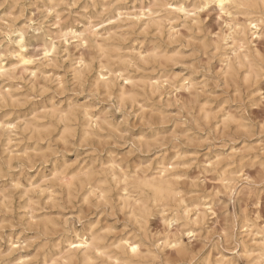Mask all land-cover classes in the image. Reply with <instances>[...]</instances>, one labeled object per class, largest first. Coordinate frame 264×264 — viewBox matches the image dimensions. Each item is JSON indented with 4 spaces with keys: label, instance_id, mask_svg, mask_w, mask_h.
<instances>
[{
    "label": "rangeland",
    "instance_id": "1",
    "mask_svg": "<svg viewBox=\"0 0 264 264\" xmlns=\"http://www.w3.org/2000/svg\"><path fill=\"white\" fill-rule=\"evenodd\" d=\"M111 1L55 0L57 6L50 13L47 0H0V50L12 51L15 47L14 31L24 29L29 45L27 53L39 67L38 74L32 76L29 71L14 65V78L0 80V95L10 86L14 96L5 103L0 100V120H12L18 124L10 135L11 144H7V136L0 131V159L6 160L5 157L8 158L9 152L13 151L16 152L11 155L13 157L22 154L21 158L26 159L27 153L40 160L46 155L50 161L59 158L69 163L114 157L123 163L125 169L133 171L156 168V162L166 157L168 163L176 165L172 172L178 174V187L186 194L185 198L211 203L214 213L205 216L204 224L196 226L195 233L190 235L179 223L168 227L162 216L155 213L147 224L151 243L158 239L160 244L163 243L164 236L170 233L171 241L180 239L190 251V255L182 260L178 249L171 243L161 251L162 263L207 264L209 261L210 264H220L217 261L224 256L233 259L235 264H252L244 253V245L253 244L252 236L246 229H241L240 223L245 215L252 219L259 215L260 221H264V25L260 37L251 38L255 62L263 76L250 84L244 82L243 74L234 78L226 69L225 58L233 56L232 43L231 40L223 41V38L228 34L232 17L217 7L200 11L197 25L182 18L173 25L163 21L159 30L154 26L134 25L132 21L148 0L117 1L115 5L125 9L123 16L107 25L111 31L105 33L116 34L120 44L132 48L133 52L136 49L134 53L145 52L149 61L141 62L140 68H133L138 78L136 82L140 84L139 77H154L166 72L168 76L177 75L178 80L188 78L194 83L187 90L166 87L161 94L144 93L138 99L140 104L121 106L116 95L96 91L93 87L95 72L89 74L84 84L73 79L72 71L78 57L81 54L91 56L93 49L80 46L75 39L66 44L61 36V30L72 26L82 28L90 17H95L94 3ZM158 1L164 3L166 0ZM234 17L241 23L246 19L242 14ZM92 21L97 20L93 18ZM48 34L56 38L58 46L56 55L50 60L45 59L43 53ZM204 44L208 47L204 48ZM155 45L171 51L176 60L167 64L151 59ZM9 61L15 62L13 59ZM135 90L144 92L139 87ZM73 99L92 101L93 111L98 114L97 136H92L88 142L82 140L78 131L66 143L61 138L62 124L50 115L46 116L47 110L43 108L50 103L66 105ZM202 107L210 111L209 119L204 118ZM34 121L39 124L52 121L57 127L37 144V135L27 129ZM35 148L39 151H34ZM232 153L237 157L231 159L229 155ZM209 163L214 164L212 169ZM223 173L232 181H225ZM257 196L261 199L259 204ZM17 197L15 195L16 208L0 211V245L7 249V241L19 238L23 250H19L16 256L23 253L33 256L43 236L34 227L27 226L28 217H23L25 211L18 206L21 199ZM94 203H79L74 209L67 204L50 211L60 212L64 219L76 220L77 214L81 215L76 211L79 212L81 207L85 216L91 213L88 218L98 217L103 225L107 224L112 237L136 230V224L117 202L98 207L93 206ZM143 252L147 258L145 261L154 264L150 262L146 248Z\"/></svg>",
    "mask_w": 264,
    "mask_h": 264
},
{
    "label": "bare ground",
    "instance_id": "2",
    "mask_svg": "<svg viewBox=\"0 0 264 264\" xmlns=\"http://www.w3.org/2000/svg\"><path fill=\"white\" fill-rule=\"evenodd\" d=\"M47 1L51 13L57 5L55 0ZM117 1L119 0H113L110 3H94L95 17H90L86 23L82 24V28L72 26L61 30V36L66 44H70V39H75L80 46L93 49L91 56L81 54L78 57L72 71L73 79L84 84L89 74L95 72L93 87L96 91H103L110 96L116 95L121 106L127 103L140 104L138 99L144 93L161 94L166 87L181 90L192 87L194 85L192 80L188 78L178 80L177 75L168 76L166 72L154 77L142 76L139 77L140 84L136 82L138 78L133 68H140L141 62L149 61L144 55L145 52L134 53L136 49L134 48L133 52L132 48L120 44L116 34L105 33L110 29L107 25H111L123 16L125 9L115 5ZM192 1L198 3L192 4L189 0H166L164 3L148 0L141 7L140 12L134 14L132 21L134 25L145 28L154 26L159 30L163 27V21L173 25L176 20L182 18L197 25L200 11L211 6L217 7L221 12L232 17L231 24L228 25V34L223 38V41L231 40L232 43L230 50L233 56H226L224 61L227 71H230L231 77L236 78L243 74L244 82L256 83L263 74L258 63L256 64L257 61L255 62V50L252 48L251 38H258L262 33L264 0ZM236 14L246 17L244 23L235 21L237 19L233 16ZM93 18L97 21H92ZM174 28L173 26L172 29ZM14 33L16 37L13 39L15 45L13 50H0V80L14 78L16 71L14 65L29 71L32 76H36L39 72L37 62L27 53L29 45L25 30L18 29ZM248 33H251L250 37ZM46 39L47 44L44 45L43 53L45 59L50 60L56 55L58 46L56 38L52 35L48 34ZM207 47L204 44V48ZM151 51V59L156 62L164 61L168 64L176 60L171 55V51L160 45H155ZM12 59L15 62L9 61ZM59 83L62 84L61 80ZM136 87L142 88L144 92L135 90ZM7 88L9 90L0 95L3 103L14 97L10 91L11 87ZM89 97H91L90 94L86 99L89 100ZM94 107L92 101L80 102L78 99H73L66 105L50 103L43 108L47 110L46 116L50 115L62 124L61 138L68 143L70 137L78 131L81 132L84 142H88L92 136H97L99 118L93 111ZM143 108L144 106H141V109ZM201 111L204 118L209 119L210 111L205 107H202ZM17 125L12 120H0V131L2 135L7 136V144L13 141L10 135L17 129ZM55 127L57 126L52 121L49 124L35 122L31 123L27 129L37 135V144H39L51 135ZM34 151L39 149L35 148ZM13 152H9L8 158L5 157L6 160H2L3 157L0 159V179L2 180L0 181V211L12 210L16 205L15 195H18L21 199L18 206L25 211L23 217L24 215L28 217L27 226L37 229V232L42 234L43 241L38 245L33 256L24 253L16 256L22 249V242L19 238L16 241L10 238L11 240L7 241L9 242L7 249H3L0 245V264H148L145 261L146 257L143 256V248H146L150 262L163 264L161 251L171 243L178 249L182 260H185L190 255V251L180 239L171 241L170 233L164 236L163 243L160 244V239L151 243L147 228L150 218L155 213L161 215L168 227L173 223H179L182 228H187L186 232L190 235L195 233L196 226L204 224L205 216L214 213L211 203L185 198L186 194L184 195L178 187L179 176L172 172L176 170V165L168 163L166 157L156 162V168L147 170L138 168L129 171L114 157L90 158L69 163L59 158L50 161L46 155L36 160L34 156L27 153L26 159H23L22 154L20 157L11 156L16 153ZM229 157L232 159L237 155L232 153ZM208 166L212 169L214 164L209 163ZM223 177L225 181H232L226 173H223ZM260 201V197L257 196V204ZM113 202H117L121 210L127 211L130 220L137 226L136 230L112 237L109 236L111 228L107 224L103 225L98 217L88 218L87 216L91 213L85 216L81 207L79 212L76 211L81 214L80 216L77 214L76 220L64 219L60 212L50 211L57 206L64 208L67 204L74 209L79 203H94L96 205L93 204V206L98 207L99 205L107 206ZM240 225L241 229H246L250 233L253 242L252 245H244V253L249 256L252 264H264V221H260L259 215L254 219L245 215ZM217 262L235 264L233 259H227L224 256ZM207 264H210L209 261Z\"/></svg>",
    "mask_w": 264,
    "mask_h": 264
},
{
    "label": "snow or ice",
    "instance_id": "3",
    "mask_svg": "<svg viewBox=\"0 0 264 264\" xmlns=\"http://www.w3.org/2000/svg\"><path fill=\"white\" fill-rule=\"evenodd\" d=\"M222 6V5H221Z\"/></svg>",
    "mask_w": 264,
    "mask_h": 264
}]
</instances>
